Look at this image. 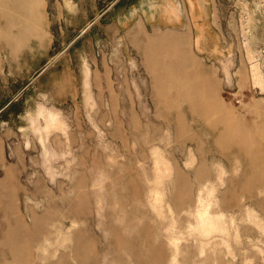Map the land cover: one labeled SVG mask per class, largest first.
<instances>
[{
  "label": "rangeland",
  "instance_id": "obj_1",
  "mask_svg": "<svg viewBox=\"0 0 264 264\" xmlns=\"http://www.w3.org/2000/svg\"><path fill=\"white\" fill-rule=\"evenodd\" d=\"M113 1L40 0L36 38L0 13V264L7 234L43 264H264V0L155 23L187 39L169 53L108 23L145 0L79 36Z\"/></svg>",
  "mask_w": 264,
  "mask_h": 264
},
{
  "label": "bare ground",
  "instance_id": "obj_2",
  "mask_svg": "<svg viewBox=\"0 0 264 264\" xmlns=\"http://www.w3.org/2000/svg\"><path fill=\"white\" fill-rule=\"evenodd\" d=\"M40 0H0V13H2V17L4 18V14L6 16V23H22L29 24L26 29H21L19 31L20 37H24L26 34H30L32 37H39L40 31V23L41 20L37 14ZM153 48H157L158 46H162L165 49L163 52H168L170 49L178 50L179 52L186 47L187 39L184 35L178 34H170V35H156L153 40L149 43ZM169 53V52H168ZM264 106L260 104L257 109V113L259 115V119L261 120L260 127V139L264 142ZM261 112H263L261 114ZM253 152H248L247 154H251ZM258 153V151H257ZM262 159L264 160V146L261 150ZM264 164V161L262 162ZM231 188L236 187L237 189L243 188L241 185V181H236L233 184H230ZM9 205L4 201L3 206L0 208V212L5 218L8 215ZM11 234L5 235V241L8 245V258L3 260V264H43L42 259L35 252L32 253L31 247L38 248L37 236L28 235L21 240H14ZM27 244L29 250L20 249L21 244ZM36 245V246H35ZM31 248V249H30ZM35 251V250H34ZM50 264H61V263H50Z\"/></svg>",
  "mask_w": 264,
  "mask_h": 264
},
{
  "label": "crops",
  "instance_id": "obj_3",
  "mask_svg": "<svg viewBox=\"0 0 264 264\" xmlns=\"http://www.w3.org/2000/svg\"><path fill=\"white\" fill-rule=\"evenodd\" d=\"M121 1L122 0H114L101 15H99L93 22L90 23L92 24V26L85 33L90 31L102 16H104L108 11H110ZM153 3L154 1L148 3V0L143 1V3H140V1H138L127 11L119 12L117 18L108 21V23L116 24V27L121 32L122 38L125 43L127 42L128 44L132 43L136 45L143 44L146 40V35H157L161 32L160 27H162L163 24L155 25V23L168 24L169 26H173L174 28L183 31V34H187L188 31L192 32V30L200 31L205 27L204 23L206 22L204 17L207 15L206 10L209 9V0L164 1L163 10H169L165 12L168 13L167 15H169L167 17L168 19L165 21L155 20V18L153 19L149 14H147V9L145 7L147 6V4L152 5ZM167 6L168 8H164ZM157 29L159 30L156 33L155 30Z\"/></svg>",
  "mask_w": 264,
  "mask_h": 264
},
{
  "label": "water",
  "instance_id": "obj_4",
  "mask_svg": "<svg viewBox=\"0 0 264 264\" xmlns=\"http://www.w3.org/2000/svg\"><path fill=\"white\" fill-rule=\"evenodd\" d=\"M92 26V24H89L86 28H84L82 31H81V33L79 34V36H82L90 27ZM74 42V41H73ZM73 42H71L69 45H68V47L73 43ZM68 47L66 48V49H64L58 56H57V58L59 57V56H61L62 54H63V52L65 51V50H67L68 49ZM47 67H45L39 74H41V73H43V71L46 69ZM27 87H25L24 89H26ZM24 89L21 91V92H23L24 91ZM20 92V93H21ZM20 93H19V95H20ZM12 102V101H11ZM11 102H9L4 108H6L7 106H9L10 104H11ZM4 108H3V110H4Z\"/></svg>",
  "mask_w": 264,
  "mask_h": 264
}]
</instances>
